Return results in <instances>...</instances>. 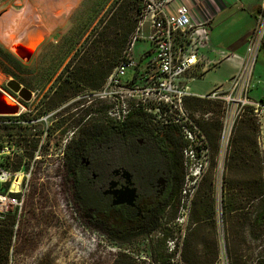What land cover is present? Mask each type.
<instances>
[{"label":"rangeland","instance_id":"374dc122","mask_svg":"<svg viewBox=\"0 0 264 264\" xmlns=\"http://www.w3.org/2000/svg\"><path fill=\"white\" fill-rule=\"evenodd\" d=\"M116 1L0 0V50L15 59L13 64L0 57V82L5 77L8 82L14 80L33 93V103L29 106L12 94L10 96L16 102L0 93L10 102V107L22 111L24 106L27 114H31L43 107L44 102L52 101V94L58 88V77L65 66L76 50H82L88 39L94 37L98 29L101 31L99 23L108 20L107 12ZM142 32L145 36L149 35L148 21ZM34 34L40 35L41 40L31 50ZM19 44L28 45L31 56H22L15 49ZM146 49L147 42L139 41L132 55L139 58ZM4 67H10L17 78L5 73ZM133 77L134 72H129L124 81ZM252 80L253 87L256 84L252 97L258 99L264 94V84L258 85L256 76ZM45 91L48 94L42 98ZM187 108L191 112L209 115L211 122L220 121L218 151L211 149L210 145L211 160L200 182L203 189L200 203L195 204V197L185 227L176 224L180 208L178 200L176 208L167 210L158 230L129 241L90 225L79 214L72 199L68 170L67 147L71 140L89 125H116L108 120V113L115 109V105L90 93L68 96L59 105V136L58 142L54 143L50 136L44 135L45 130L43 133L39 130L37 134L34 131V128L38 130L37 127L28 128L27 132L22 129L23 115L26 114L10 115L11 126L0 130V144L10 147V154L2 157V164L16 173L18 180H23L20 198H24V203L21 212L11 208L6 214L13 218V239L7 258L0 256V264H122L128 261L130 264H255L258 259H264V230L258 228L254 234L251 233L252 216L258 201H251L243 190L247 182L244 165L239 162L241 157L244 158L243 154L238 155V162L230 175L232 187L239 198L237 202L241 203L243 210L234 213L228 225L223 223L221 214L218 223L217 206L219 201L222 213L221 194L231 141L237 125L245 119L236 121L224 150L220 144L225 118L222 106L206 102L203 107H197L189 102ZM210 125L204 128L206 135V128ZM254 128H243L238 130V134L242 143L250 142L260 156L250 174L261 171L264 179V136L259 125ZM207 138L209 140L208 135ZM215 155L216 163L213 164ZM203 202H206L209 218L204 217L200 207ZM171 240L182 247L179 260L176 259L177 252L170 253L168 250ZM229 240L236 245L232 253L227 250ZM184 254L189 258L188 262L184 260Z\"/></svg>","mask_w":264,"mask_h":264},{"label":"built area","instance_id":"2783aa9c","mask_svg":"<svg viewBox=\"0 0 264 264\" xmlns=\"http://www.w3.org/2000/svg\"><path fill=\"white\" fill-rule=\"evenodd\" d=\"M176 1L142 0L143 10L138 28L122 61L102 88L90 94L115 105V109L108 113V120L114 124H120L127 117L140 112L151 126L160 131L174 132L180 137L184 146L185 177L176 224L185 227L205 168L211 160L210 144L204 132L205 126L211 122L210 116L191 112L187 108L189 101L198 99L222 106L225 118L220 144L224 150L236 121L247 115L258 123L264 136V100L251 98L256 58L264 40V8L258 15L257 27L248 43L247 62L232 77L229 87L216 88L207 95H195L192 83L216 66L205 54L210 42L211 23L193 19L189 7L185 3L176 4ZM147 21L150 23V33L145 36L142 30ZM139 41H146L148 49L136 58L132 51ZM129 72H134V77L125 82ZM7 83L4 77L0 82V93L12 98L10 94L13 93L7 89ZM11 122L10 115L0 116V130L9 128ZM1 145L0 216H5L11 208L21 212L24 203V198H20L23 180H18L16 173L3 166L2 157L10 154V147L8 144ZM14 185L19 189L17 192L13 189ZM217 209L220 224L219 201ZM168 248L170 253L177 252L176 259L179 260L182 247L171 240Z\"/></svg>","mask_w":264,"mask_h":264},{"label":"trees","instance_id":"16d2710c","mask_svg":"<svg viewBox=\"0 0 264 264\" xmlns=\"http://www.w3.org/2000/svg\"><path fill=\"white\" fill-rule=\"evenodd\" d=\"M143 5L142 0H117L114 6L107 12L108 20L100 21L98 32L94 37L88 39L86 45L82 50H76L72 59L67 63L63 72L58 77V88L56 89L58 94L59 104L63 103L68 96H79L83 93H90L99 90L105 84L109 76L114 72L116 67L123 59L124 53L132 42L135 36L140 16L142 14ZM96 30V29H95ZM0 57L14 63L15 59L9 55L3 53L0 50ZM0 64V69L2 68ZM4 72L11 75L13 78H17V75L11 71L10 67H4ZM207 101L193 100L191 103L197 107H203ZM213 103V102H209ZM218 104V103H213ZM220 105V104H218ZM235 130V135L231 141L229 156L226 164V175L223 183V189L221 194V207L223 223L228 225L232 219L234 213L242 211L243 207L237 202L239 198L235 193V189L232 187L230 175L232 174L233 167L238 162V155H245L241 157V164L244 165L245 172L247 174V182L243 188L245 196H249L251 201H258L257 209L253 212L251 233L254 234L258 228L264 230V179L262 172L257 174H250L260 160L258 152L254 149L250 142L242 143L241 137L238 134V130L245 128L246 130L255 129L254 126L258 123L249 115L243 118ZM213 122V121H212ZM210 122V126L206 128L207 135L210 140L211 149L218 151L217 142L219 141L218 132L220 131V121ZM108 124H94L82 129V137L74 142L69 143L67 147L68 152V170L71 178V184L73 185L72 175L77 169V159L81 152L84 150L88 152V155L94 160L93 169H102V166L115 165L109 159L105 158L110 156L112 142L118 135L116 129L114 131L109 130ZM133 126L135 129L134 134L140 135L141 131L149 129V123L142 113H134L125 126ZM116 128V127H114ZM137 130V131H136ZM106 131L107 133L103 132ZM154 133V131L152 130ZM105 134H107L106 139ZM132 134L130 133V137ZM156 136H162L164 139L174 137L176 141L175 151L180 155L182 154L183 144L180 141V137L171 131L158 132ZM129 137V136H128ZM127 135L125 136V141ZM130 145L129 142H126ZM84 151V152H85ZM139 152V189L141 197H147L151 193V189L154 185L153 166H149L145 163L141 150ZM144 163V164H143ZM212 163H216V155L212 159ZM179 173L173 182L172 190L169 194H165L162 198L155 200L152 206H149L147 212L142 214L137 221V225L133 228L127 227H99L113 237L120 238L123 241H129L140 235H150L161 226V221L165 216L167 210L176 208L180 197L185 173L183 169V162L180 156L179 160ZM160 168L164 169L165 165ZM203 193V189L199 186L196 203H200V196ZM200 207L203 210L204 217H210L206 214V202H203ZM206 218V219H208ZM14 225L12 216H0V256H6L11 248L13 239L12 227ZM236 248L233 240H229L227 244V250L232 253V250ZM186 262L189 258L186 254L183 255ZM158 259H156L157 262ZM122 264H130V262H124ZM255 264H264V259H258Z\"/></svg>","mask_w":264,"mask_h":264},{"label":"flooded vegetation","instance_id":"af4514ba","mask_svg":"<svg viewBox=\"0 0 264 264\" xmlns=\"http://www.w3.org/2000/svg\"><path fill=\"white\" fill-rule=\"evenodd\" d=\"M7 89L21 103L28 106L33 103V97L29 102H25L8 87ZM46 94H48L47 91L43 93L42 98ZM52 97V101L49 102L50 97L47 98L48 102H44L43 107H39L35 113L27 114L28 110L22 106V111L19 109L20 114L18 113L17 116L26 114L23 115L24 122L22 123L24 126L22 129H25L26 132L28 128L32 130L33 127H37L38 130L34 128L37 134L39 130L42 133L45 130L44 135L46 137L50 136L54 143L55 141L58 142L59 136L58 115L60 104L56 91L53 92ZM9 99L12 100V98ZM131 116L120 124L107 125L110 127L109 130H106L107 132L116 129L118 133L115 142H112L110 156L105 158L106 161L109 159L112 163L116 162L115 165H103L100 170L93 169L94 160L88 155L87 150H84L85 152H81L78 156L77 169L72 175V199L79 214L83 215L82 217L90 225L96 227H135L140 216L147 212L148 207L152 206L155 200L171 192L173 182L178 176L180 170L179 160L181 156L183 162V156L175 151L177 145L175 138L164 139L162 136H156L158 132L165 131H160L150 124L148 125L149 129L141 131L142 134H134L135 129L133 126H125ZM106 131L103 132L107 133ZM130 133L132 134L131 137ZM81 135L82 131L70 143L82 137ZM126 135L127 140L125 141ZM106 136L107 134L103 137L106 139ZM126 142H129L130 145H127ZM139 150L146 158V163L153 166L155 171L153 176L154 185L147 197H141L139 189ZM163 165H165V168H160ZM134 190L136 191V199L134 204L130 205L126 202L127 197ZM120 201L123 204H119Z\"/></svg>","mask_w":264,"mask_h":264},{"label":"crops","instance_id":"0c3cea01","mask_svg":"<svg viewBox=\"0 0 264 264\" xmlns=\"http://www.w3.org/2000/svg\"><path fill=\"white\" fill-rule=\"evenodd\" d=\"M179 3L189 7L193 19L211 23L205 54L216 66L192 83L193 93L207 95L216 88H228L232 77L247 62L248 43L257 27L264 0H177L176 4ZM254 76L258 85L264 84V40L256 58ZM251 98L264 100V94L256 99L251 91Z\"/></svg>","mask_w":264,"mask_h":264},{"label":"water","instance_id":"95a60500","mask_svg":"<svg viewBox=\"0 0 264 264\" xmlns=\"http://www.w3.org/2000/svg\"><path fill=\"white\" fill-rule=\"evenodd\" d=\"M7 87L12 92L19 95V97L25 102H29L32 98V92L14 80L9 81L7 84ZM1 97L2 96L0 95V99H1ZM18 113H19V109L14 108V107H9L8 105L0 103V115H13V114H18ZM135 193H136V191L134 190L128 194L127 201H126V202H128V204H130V205L134 204V201L136 199ZM119 204H123L122 201H120Z\"/></svg>","mask_w":264,"mask_h":264},{"label":"bare ground","instance_id":"6f19581e","mask_svg":"<svg viewBox=\"0 0 264 264\" xmlns=\"http://www.w3.org/2000/svg\"><path fill=\"white\" fill-rule=\"evenodd\" d=\"M37 35V36H36ZM34 42L31 46V50H33L35 48V46L39 43V41L41 40V36L38 34H34ZM38 38V39H37ZM32 39V38H31ZM26 44H19L15 46V49L22 55V56H28L31 54L30 49L27 48L28 45ZM30 52V53H29ZM28 53V54H27ZM31 56V55H30ZM0 103H3L5 105H8L9 107L11 106L10 102H8L5 97H1L0 99ZM13 189L17 192L19 189L17 187V185H14Z\"/></svg>","mask_w":264,"mask_h":264}]
</instances>
